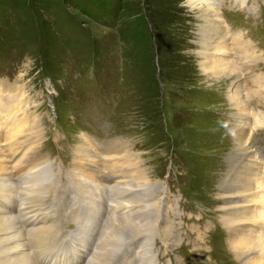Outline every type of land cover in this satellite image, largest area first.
I'll return each mask as SVG.
<instances>
[{"label": "rangeland", "instance_id": "rangeland-1", "mask_svg": "<svg viewBox=\"0 0 264 264\" xmlns=\"http://www.w3.org/2000/svg\"><path fill=\"white\" fill-rule=\"evenodd\" d=\"M225 3L227 5L222 7V11L229 19L228 22H237L244 37L250 36L254 52L259 53L262 61L257 65L260 64L262 67L256 66L258 68L256 71L262 74L264 72V0H248L241 5L235 0H226ZM189 10L183 0H0V69L3 70L8 65L13 67L11 70L14 72L24 73L29 95H33L35 101L50 100L49 97L53 100L60 96L70 101L73 99L74 90L82 91L74 88L76 81L96 80L97 90L87 93L84 100L97 103L101 107V113L110 118L114 129L120 130L125 126L129 111L133 115L131 120L133 124L144 125L146 136L140 137L142 141L138 153L143 155L147 164L141 163L146 171L144 173L139 168L137 180L147 185V176H149L150 179H159L167 185L172 191L170 196L175 209V212L165 209L162 211L163 215L170 217L172 222L165 220L163 225L171 222V227L160 231L164 238L167 237L165 244L156 237L154 247L159 253H165L156 264H242L247 256L251 257V254L249 251H238L237 248L232 247L231 241H234V238H229L220 227L218 218L224 225L225 220H230V216L226 213L227 204L223 202V192L218 186L223 175L226 176L230 171V165L233 169L230 175L232 173V175L238 174V177L244 175L241 166L244 164V169L248 167L245 163L246 156L239 157L238 152L234 150L232 133L223 137L219 135L222 137L221 141H213L206 137L209 130H213V136L219 134L214 131L218 123L230 131L228 124L232 114L238 109L233 104H225L221 99L214 104L208 101L210 95L204 92L212 84L221 87L225 82L223 79H226L230 87L227 86L226 94L229 96V101H234L233 91L229 92L230 83L234 82L236 85L238 76L233 78L229 75V78L223 76L213 79V73L203 72L199 66L202 59L198 54V44L196 46L198 61L197 63L194 61V50L190 39L193 25L198 19ZM253 21L262 28L251 31ZM196 31L197 26L195 33ZM237 33L238 30L229 34L235 37L234 34ZM195 38L197 43L198 37ZM245 38H239L236 45L243 47L244 50H250L251 43ZM237 48L229 52L234 51L239 55ZM240 50L242 51L241 48ZM225 56H228L227 52ZM115 57L118 62L111 68V58ZM230 62L234 64L236 61L231 59ZM75 65H78L76 67L78 75L74 77ZM235 68H238L237 65ZM235 72L238 70L236 69ZM106 76L112 77V81L104 87ZM261 76L264 77V73ZM247 82L251 84L252 80L248 79ZM260 83L263 82L260 80ZM101 85L103 88H99ZM242 91L245 93L246 89L242 88ZM259 92L256 90L255 97L251 95V99L247 98L249 102L253 101L249 106L259 110L254 114L255 119L248 123L253 126L256 121L261 122V118L257 117L264 116V98H256ZM4 94H9L7 96L9 99L5 102L2 100ZM14 99L22 102L25 100L19 105L20 111L24 114L17 113L18 105L12 109L16 103ZM240 99H243L242 94ZM46 106L48 109L52 108L51 103ZM71 106L72 104L68 108L71 109ZM208 107H222L221 113L225 116L221 120L218 119L220 120L218 122L206 119L208 117L203 110ZM28 108L29 101L23 92L4 93L0 86V119L4 124L3 129L0 128V142L12 140L8 147L0 145V156L6 161L7 166L1 174L13 175L4 157L6 152L13 153L16 150L13 149L12 143L17 148L23 141H31L32 144L39 141V135H36L38 139L25 135L20 138L19 134L23 129L32 128L31 125L30 128L29 125L25 126L32 123L33 119ZM3 112H7L6 117ZM14 114H16L15 126L20 122L23 124L22 129L18 128L20 131L15 135L16 139L12 135L15 130L14 123L10 121L11 115ZM22 114L23 117L20 116ZM18 116L21 118H17ZM185 122L190 128L188 132L185 134L183 128L184 135L179 139H172L174 135H182L179 126ZM168 123L171 128L168 127ZM164 127H167V131H164ZM5 129L6 134L2 136ZM172 140L175 144L193 147L199 152L218 153L214 162L205 164L207 169L209 168L205 172L209 183L206 181L207 178L203 181L201 179L200 186L196 187L198 183L195 186V180L193 184L188 182L187 176L191 175L190 171L177 173V170L182 171V167L174 165L177 155L172 149ZM248 141L259 143L253 135ZM79 146L80 144H75V149L77 150ZM231 153H234L232 156L234 164H231ZM23 154L22 150L19 156ZM227 154H229L228 163ZM28 156V158L23 157L25 160L23 164L28 163L31 168V159L39 158L31 152ZM138 159L140 162V158ZM81 162L80 154L75 164ZM17 164L18 161L15 159L10 166L15 167ZM18 167L16 166V171ZM188 168L190 169V166ZM194 175L196 179L198 172ZM198 178L200 179V176ZM134 183L135 186L139 182L134 181ZM128 185H131V182H128ZM157 186L153 188L147 185L148 188H153L156 194ZM159 187L161 188L160 185ZM129 189L134 188L129 187ZM179 197L180 205H178ZM263 204L264 202L256 204L258 211H264ZM167 207L172 208L171 204ZM257 208L256 212L259 213ZM257 216L263 218L264 213ZM225 228L229 232V229ZM134 232L135 230H126L124 234L129 235ZM120 240L115 247L119 245ZM104 261L110 264V259ZM138 261L139 259L136 260Z\"/></svg>", "mask_w": 264, "mask_h": 264}, {"label": "bare ground", "instance_id": "bare-ground-1", "mask_svg": "<svg viewBox=\"0 0 264 264\" xmlns=\"http://www.w3.org/2000/svg\"><path fill=\"white\" fill-rule=\"evenodd\" d=\"M183 3L185 4V6H187L190 9L189 11H192L194 13L196 18L198 19V22L196 23L197 26L196 33L198 37L197 44L199 46L198 54L202 59L199 66L201 67L203 72L210 71L211 73H213L214 75L212 77L213 79L214 78L219 79L223 76L229 78L228 77L229 75L233 76V78L236 77V72H235L237 69L235 68L236 62L234 64L233 62H230L231 59H234V55L233 57L231 55L232 53H234V51L229 52V50L231 49L234 50L235 48L238 47V45L236 44H238L237 40L241 38V35H238L237 33L234 34L235 35L234 37L232 34H229L228 29L224 24V20H222V16L219 14L218 4L214 0H183ZM236 35L238 36L236 37ZM240 48L242 49V51L240 50ZM237 49L239 52H245L243 47H238ZM226 52L228 53V56H225ZM247 56L248 53H245V55L243 56L245 57V59H243L242 61L244 60L247 61L246 59ZM252 57L254 56L252 55ZM253 59L254 58H251V61ZM260 80L263 82L264 77L261 76ZM230 84H231V89L229 90V92L233 91L232 95H234L232 99H235L234 102H236V105L239 110H244L245 109L244 99H240L241 92L239 91L238 79H236V85H234V82ZM1 85L2 84H0V86ZM234 86L237 89H235ZM228 88L230 87L228 86ZM8 95L9 94L3 95L4 96V98H2L3 102L9 99V97H7ZM14 100L16 103L14 104L12 109H14L16 105H18L17 113L21 112L19 109L20 107L19 105H21L20 103L22 101H17L16 99ZM24 101L25 100H23L22 103H24ZM8 111L10 112V110ZM3 113H4L3 115L6 117L7 112H3ZM16 114L11 115L10 121H13V123L15 121L14 116ZM23 114L20 116L23 117ZM21 117L18 116L17 118H21ZM258 123L261 122L256 121L255 125H257ZM3 125L4 124L0 119L1 130L3 129L2 128ZM229 126L233 130L232 138H233V143L235 144L234 150L238 152L239 157L240 155L246 156L245 163L248 165V167L244 169L245 165L242 164L241 167L243 168L242 172L244 175L238 177V174L232 175L233 174L232 173L230 175V173L233 171L232 165H230L229 168L230 171H228L226 176L223 175V177L221 178L218 187L223 192V200H224L223 202L227 204L226 208L228 210L226 211V213L227 215L230 216V220H225L224 223L225 226L223 225V221L220 222L224 227H227L229 229V232L226 230L227 234L229 235V238L231 239L234 238V241H231V246L234 247L235 249L237 248L238 251L250 252L251 257L247 256L242 264H264V227H263L264 216H262L263 218H259L257 216L260 215L261 213H264V211L263 212L258 211L257 208L258 205H256L257 203L262 204L264 202L263 201L264 171L262 175L260 168L261 165L264 168V151L263 152L259 150L255 151L254 149L251 150L250 147L247 145L250 131L248 125L245 124V121L241 119L239 115H235V114L233 115ZM20 127L21 129L23 127V124H21V122L18 123L16 126L14 123L13 128H15V130L14 132H12L13 133L12 135H14L15 139H16L15 135L19 134L18 131L20 130L18 128ZM30 127L31 126L29 125V128ZM5 134H6V129L3 130L2 136H5ZM86 136L92 138L88 134H86ZM34 137L38 139L37 136ZM7 141L12 142V140H7ZM120 142H123V140L120 139ZM9 145L10 144L8 143L6 147H8ZM12 146L13 149L14 148L17 149L16 146L14 145ZM80 146L76 151H78V153L79 151L81 152L80 154L82 155V162L77 163V165L79 166L81 171H84L81 173H85L84 175L86 177L87 176L89 177V178L88 177L84 178L83 176H81L80 179L85 180L86 185H90V184L92 185L91 191L89 189L88 190L90 191L89 193L95 195L96 198V194L94 193V190L96 192V190L99 188L98 179L96 176V173L98 171L92 164H90V162L88 163V161H90V159L86 158L88 153L86 152V150L84 151V149L81 148ZM232 156H234V153L230 154V158H232L231 164L234 162ZM28 157L29 156H27V158ZM41 166L42 165L39 159L32 158L31 168L28 165V168H30V170L32 171H28L27 173L29 174L25 173L26 176L20 178L18 181L15 182L13 175L9 176L8 174H4V173L1 174V172L4 169H6L7 166H6V161H4V159L0 156V202L8 203L16 211H20L24 206H26L25 205L26 202L31 203L33 201V197L37 196L41 200L43 195L41 190L43 188H46V186L49 185L48 183H50V179L48 177L39 178L38 181V177H39L38 170L41 168ZM134 173L136 176L139 175L138 170L136 172L134 171ZM28 176L30 177V179L27 178ZM54 182H57V178H54ZM154 182H155L154 186L158 185V183H156L157 182L156 180ZM21 183L28 184L30 186V190L29 188L26 187H25L26 190H24V186H22ZM142 184L144 186H142ZM147 184H149V182ZM131 187L143 191L132 195L130 192H132L134 189H128L129 196L131 195L130 200H132L133 202L141 201L143 198L148 196L151 199H155L149 203L155 207L153 211L150 212L151 216H153L154 218L149 219V216L145 215V213L136 216H127V215L112 214V213L105 214L102 221V228L98 237L99 243L97 245L96 251L92 253L90 256L89 264H101L102 261H104L105 258L108 256V254H110L111 251L110 247L115 243L116 240L121 238L123 231L135 230V232L141 233L149 229H152V225L158 220L157 212H159L158 208L160 207V203L157 202V200L160 199L158 197V193L156 196H152L153 194H156L154 192V189L148 188L147 185L142 182H139L138 185L135 186L132 185ZM162 189L165 191V187L162 186L160 188V191H162L163 193ZM17 190H20V199L18 202H16L15 193H14ZM162 193H160L159 196H161ZM156 197H158L157 200ZM31 198L32 200H30ZM94 200L91 202L92 204L90 209L91 215L90 214L87 215V217H89V220H87L89 221L88 224H90V222L92 221L91 219L93 218V216L96 217L97 215H99L98 211L100 205L97 203L96 199ZM3 203L0 204V264H31L30 257L28 253L24 250V244L21 241L22 235L20 233V229L17 228L15 225L14 213L4 212L3 210L5 208L2 207ZM256 208L259 213L256 212ZM260 209L263 210V208ZM45 217H48L46 216L45 212L38 211L37 217L35 216L34 218L43 220ZM51 224L53 223L48 218L47 224L45 223L39 224L33 228L31 234H34L35 236H40L38 237V243H43L46 241V238L48 237V232L51 231ZM257 227L262 228V230L259 232H257V230L254 231V229H256ZM145 259L146 257L143 256V259H141L137 263L149 264L148 261L149 258H147L148 259L147 261Z\"/></svg>", "mask_w": 264, "mask_h": 264}]
</instances>
